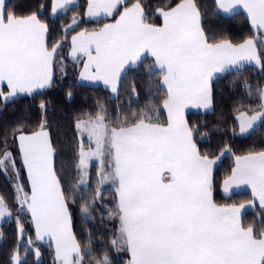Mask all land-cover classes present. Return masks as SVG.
I'll use <instances>...</instances> for the list:
<instances>
[{
	"label": "snow or ice",
	"instance_id": "1",
	"mask_svg": "<svg viewBox=\"0 0 264 264\" xmlns=\"http://www.w3.org/2000/svg\"><path fill=\"white\" fill-rule=\"evenodd\" d=\"M124 2L88 0L86 15L112 16ZM74 3L53 0L52 13L66 12ZM238 6L247 11L253 29L264 30V0H216L217 9L224 13H233ZM157 11L163 20L160 26L146 22L144 8L136 0L124 7L114 24L71 37L72 54L87 57L81 73L86 79L102 80L115 93L124 65L138 60L147 49L167 86L163 100L168 110L166 125L153 122L148 115L153 108L131 116L118 113L117 127L105 123L106 111L97 113L95 120L78 121V129L88 134L95 147L86 152L81 148L77 167L83 176L88 160L96 158L100 184L111 179L117 185L114 212L119 229L112 245L130 251L129 264H264V230L257 233L253 227L242 225L244 205L218 206L214 202L211 175L219 157L201 153L194 141L195 129L183 118L188 104L210 107L213 73L241 61L264 64V53H258L255 38L240 44L229 40L209 43L195 0H181ZM75 25L73 19L68 28ZM48 31L49 26L35 13L18 16L7 7V0H0V84L6 82L8 88L7 93L0 90V97L5 102L19 93L32 94L52 85L61 43L49 48L45 39ZM257 93L260 110L253 115L241 112L237 117L241 133L264 121V89H257ZM40 107L45 108L43 102ZM14 138L19 141L31 183L30 196L22 186L18 190L20 211L26 208L31 213L37 239L47 234L55 241L59 264H84L85 254L70 228L65 191L52 165L54 149L47 133L19 132ZM228 151L225 147L221 155ZM9 168L18 178L15 157L7 151L0 158V171L7 175ZM241 184L251 186L264 210V151L236 157V167L223 181L224 192ZM82 211L89 209L83 207ZM5 216L11 213L0 198V218ZM19 232L23 236L22 227ZM28 246L31 248V240ZM35 254L39 257L38 250ZM14 261L23 264L18 250ZM95 264H109L107 255Z\"/></svg>",
	"mask_w": 264,
	"mask_h": 264
},
{
	"label": "trees",
	"instance_id": "2",
	"mask_svg": "<svg viewBox=\"0 0 264 264\" xmlns=\"http://www.w3.org/2000/svg\"><path fill=\"white\" fill-rule=\"evenodd\" d=\"M133 2L136 0H125L110 17L90 20L84 17L85 0H79L66 12L57 15L50 13L51 0H7V7L16 15L23 17L35 13L39 20L49 26L46 37L49 48L58 42L61 47L54 62L50 87L32 94L18 95L9 102L0 97V158L10 148L19 178L29 192L14 135L19 132L33 133L39 129L47 132L54 149L52 165L65 191L71 231L85 254L84 263L100 260L107 255L110 264H129L131 254L126 247L112 245V241L118 239L119 229L114 212L118 202L117 185L100 184L95 177L96 164L90 167L88 182H80L77 121L84 117H96L97 113L106 111L105 123L117 127L115 117L118 113L122 117L131 116L134 112L153 108L148 112L153 122L164 125L168 122L163 107L166 98V90L161 82L163 74L156 68L151 56L146 55L121 74L115 93L101 85L80 83L78 75L82 59L71 60L68 56L70 37L74 32L98 29L103 23L114 20L125 6ZM179 2L181 0H140L146 22L157 26L162 22L157 10H167ZM195 3L200 10L201 27L209 43L229 40L238 44L255 38L258 53H264V43L260 42L264 40V35L252 28L243 12L224 15L217 9L215 0H195ZM73 19L77 25L69 29ZM257 89H264V64L246 65L222 72L211 80V109L188 112L183 117L189 127L195 129L194 141L201 153H207L212 158L220 155L225 147L230 149L220 158L212 173V198L218 206L240 204L252 199L249 191L224 196L221 184L231 174L237 156L264 150V121L242 135L236 119L240 112L252 114L260 110L261 100ZM41 102L45 105L44 109L40 107ZM0 198L12 210V215L0 223V264H13L17 250L23 264H56L55 245L51 240L37 239L31 213L26 209L20 211L14 190L3 171H0ZM83 207H88L89 211L83 212ZM240 219L244 227H253L257 233L264 230V212L256 205L244 211ZM20 227L24 230L23 236L19 232ZM29 240L32 241L31 248L28 246ZM36 250L39 257L35 254Z\"/></svg>",
	"mask_w": 264,
	"mask_h": 264
},
{
	"label": "crops",
	"instance_id": "3",
	"mask_svg": "<svg viewBox=\"0 0 264 264\" xmlns=\"http://www.w3.org/2000/svg\"><path fill=\"white\" fill-rule=\"evenodd\" d=\"M215 1H216V0H215ZM78 2H79V0H75V3L72 4V5H69L68 8H69L70 6L76 5ZM133 3H135V2H133ZM133 3H131V4L128 5V6L130 7ZM179 3H180V2H179ZM52 4H53V0H51V9H50V13H51L52 15H54V14L52 13ZM87 8H88V0H85L84 17H85L86 19L96 20V19H100V18L110 17V16H104L103 14H101L99 17H89L88 15H86V13H87ZM122 11H123V10H122ZM122 11H121V12H122ZM219 11H220L222 14H224V15H229V13H224L222 10H219ZM237 11H241V12H243V13L247 16V18L249 19L248 14H247V11H246L242 6H238L237 9H236L234 12H237ZM62 12H64V10H58V12H57L55 15L60 14V13H62ZM234 12H233V13H234ZM230 14H232V13H230ZM28 16H29V15H28ZM23 17H25V16H23ZM161 18H162V17H161ZM118 19H119V15H118L114 20L107 21V22L103 23L98 29H94V30H84V29H81V30H78V31L74 32V33L71 35V37L74 36V35H77V33L81 32V31H87V32L98 31L99 29H101V28L104 26V24H114V23L116 22V20H118ZM249 21H250V19H249ZM162 23H163V20H162V22H161L160 25H162ZM250 24H251V22H250ZM160 25H158V26H160ZM251 26H252V25H251ZM252 28H253V27H252ZM254 30H255V29H254ZM257 31L261 32V33L264 35V30H257ZM46 37H47V34H46ZM46 37H45V39H47ZM71 37H70V49H69L68 56H69V58H70L71 60H76V59H78V58H81V59H82V66H81V69H80V71H79V75H78V80H79V82H80V83H83V84H89V85H101V86H103V87H105V88L111 90V86H110V85H105L104 82H103L102 80H91V79H86L84 76L81 75V73L84 72V65H85V63H87V57H86L83 53H76L75 56L72 54ZM244 41H245V40H244ZM244 41H242V42H240V43H243ZM216 43H218V42H216ZM240 43H238V44H240ZM146 55L151 56V57L153 58L154 62H155V58L152 56L151 51L146 49V50H144V51L141 53L140 58H139L138 60H136V61H128V62L124 65V68H123L121 74H122V73H123L128 67H131V66L136 65V64H137V63H138L143 57H145ZM246 65H256V63H255V61H252V62L241 61L239 64H237V65H235V66H227L223 72H225V71H229V70H234V69L240 68V67H242V66H246ZM155 66H156V68H158V66H157L156 64H155ZM220 73H222V72H219V73H213V77H212V79H213L215 76L219 75ZM89 74H90V73H89ZM121 74H120V76H121ZM53 75H54V70H53ZM161 82H162V85H163V76H162V80H161ZM118 84H119V81H118V83H117V88H118ZM163 87H164L165 90H166V87H167V86H166V85H163ZM3 88H4L3 91H4L5 93H7L8 88H7V84H6V82L0 84V90L3 89ZM47 88H48V87H45V88H42V89H36V90H34L33 92H35V91H40V90H44V89H47ZM24 94H27V93H19L18 95H24ZM18 95H17V96H18ZM2 99H3V98H2ZM164 109H165V112H166V114H167V118H168V110H167L166 108H164ZM210 109H211V105H210V107H208V108H204V107H197V106H195V105L188 104V105L185 106V108L183 109V117H184V115H185L186 113H188V112H198V111H200V112H205V111H209ZM240 113H241V112H240ZM240 113L237 114L236 119H237V117H239ZM254 113H255V112H254ZM254 113H252V114H248V115H253ZM260 122H261V121L256 122V124L254 125L253 129H254V128H255ZM237 123H238V131H239V133L242 134V135H245V134L249 133L251 130H253V129H250V130H249L248 132H246V133H241V132H240V124H239V120H238V119H237ZM44 131H45V130H44ZM36 132H38V131H36ZM36 132H33V133H36ZM45 132H46V131H45ZM33 133H28V134H26V135H31V134H33ZM46 133H47V132H46ZM47 139L49 140V138H48V134H47ZM16 140H17V139H16ZM17 144H18V147H19V141H18V140H17ZM263 151H264V150H263ZM258 152H261V151L252 152V153H258ZM249 154H250V153H248V154H244V155H239V156H237V157H243V156H246V155H249ZM20 155H21V154H20ZM21 160H22V158H21ZM22 162H23V161H22ZM23 166H24V164H23ZM235 167H236V158H235V161H234L233 168H235ZM233 168H232V169H233ZM24 169H25V166H24ZM213 169H214V168H213ZM25 170H26L27 181L30 182V180H29V176H28V173H27V169H25ZM212 171H213V170H212ZM231 174H232V171H231ZM231 174H230V175H231ZM230 175H229V176H230ZM229 176H228V177H229ZM228 177H226L225 179H227ZM211 179H212V175H211ZM225 179H224V180H225ZM224 180H223V181H224ZM223 181H222V184H221V193H222L224 196H228V195H230L231 193H234V192H239V191H249V193H250L251 196H252V199H251L250 201L243 202V203H240V204L221 205V206H233V205H234V206L239 207L240 205H244V207L241 209V215L243 214L244 211L249 210V209H252L255 205L258 206L260 210H262V209H261V206H260L259 199H258V198H255V197L253 196L252 188H251L250 185H247V184H241V185H239L238 187H237V186H233L232 188L229 189V192H228V193H225V192H224ZM29 185H31V183H30ZM29 188H30V187H29ZM30 190H31V189H30ZM262 211L264 212V210H262ZM240 218H241V217H240ZM34 226H35V225H34ZM70 228H71V226H70ZM47 240H48V239H47ZM55 248H56V246H55ZM130 254H131V253H130Z\"/></svg>",
	"mask_w": 264,
	"mask_h": 264
},
{
	"label": "rangeland",
	"instance_id": "4",
	"mask_svg": "<svg viewBox=\"0 0 264 264\" xmlns=\"http://www.w3.org/2000/svg\"><path fill=\"white\" fill-rule=\"evenodd\" d=\"M96 117H84V118H80L78 121H83V120H95ZM77 121V123H78ZM78 129V127H77ZM40 131H44L42 129H39L38 132ZM78 134H79V137H80V146H79V152L81 150V148L86 152L89 150V148H94L95 147V143L94 141H90L89 140V137H88V134L86 132H82L78 129ZM84 142H87V144H84ZM10 148H8L7 150H5L4 152H7V151H10L9 150ZM11 152V151H10ZM225 153V152H224ZM223 155H218V156H215V157H212L213 159L219 157V159L217 160V163L219 162L220 158L222 157ZM3 157V155H2ZM1 157V158H2ZM80 159V157H79ZM217 163L213 166V168L217 165ZM92 164H96V179L98 180V182L100 183V177L98 176V172L100 171V163L99 161L96 159V158H90L87 162V165H86V174H83L82 176V173L79 169V177H80V181L81 179L83 178V183H87L88 180H89V177H90V167ZM26 169V167H25ZM26 172V170H25ZM4 173V172H3ZM213 173V171H212ZM5 175V174H4ZM8 179V181L10 182L13 190H14V193H15V201H16V204L18 205V208H21V204L19 203V201L17 200V193H18V190L19 188L22 186L23 187V192L27 193L29 196L31 195V185H29V192L27 191V189L25 188L24 184L22 183V181L20 180L19 178V175H18V178H17V175L15 172L12 171L11 168H9L7 170V175H5ZM30 184V182H28ZM104 183H113V181L111 179L105 181ZM8 207V206H7ZM26 209V208H25ZM8 211L11 213L12 215V210L8 207ZM10 216H5L3 218H0V223L8 218ZM35 225V224H34ZM35 231H36V228H35ZM37 235V234H36ZM51 240V242H53V244L55 245V241L51 238L50 235H47V234H44L42 239L41 240ZM56 246V245H55ZM56 249V248H55ZM16 255V253L14 254V256ZM105 255H103V257L100 259L102 260L104 258ZM20 257V256H19ZM108 257V256H107ZM109 260V258H108ZM55 261H56V264H59V261L55 258ZM13 264H15V261H14V257H13ZM84 264H95V261H91V262H87V263H84ZM109 264H110V260H109Z\"/></svg>",
	"mask_w": 264,
	"mask_h": 264
}]
</instances>
